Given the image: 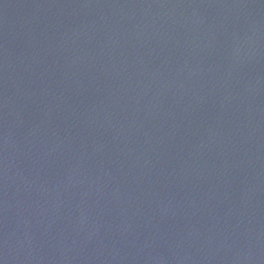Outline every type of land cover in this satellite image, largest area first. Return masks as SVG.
<instances>
[{"label":"water","instance_id":"95a60500","mask_svg":"<svg viewBox=\"0 0 264 264\" xmlns=\"http://www.w3.org/2000/svg\"><path fill=\"white\" fill-rule=\"evenodd\" d=\"M0 264H264V0H0Z\"/></svg>","mask_w":264,"mask_h":264}]
</instances>
